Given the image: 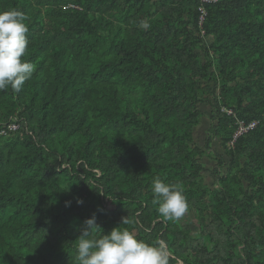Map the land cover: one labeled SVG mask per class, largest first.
Listing matches in <instances>:
<instances>
[{"label": "trees", "instance_id": "obj_1", "mask_svg": "<svg viewBox=\"0 0 264 264\" xmlns=\"http://www.w3.org/2000/svg\"><path fill=\"white\" fill-rule=\"evenodd\" d=\"M201 5L0 0L24 14L36 66L0 90V264H76L93 215L102 235L127 217L168 264H264V0L207 4L203 27ZM240 123L258 126L234 141ZM156 177L183 187L197 232L159 215Z\"/></svg>", "mask_w": 264, "mask_h": 264}, {"label": "clouds", "instance_id": "obj_2", "mask_svg": "<svg viewBox=\"0 0 264 264\" xmlns=\"http://www.w3.org/2000/svg\"><path fill=\"white\" fill-rule=\"evenodd\" d=\"M24 21V14L17 9L0 11V90L19 92L36 70L33 63L22 59L29 44ZM140 26L149 27L146 21ZM152 192V203L163 219L177 221L187 213V198L179 183H166L156 177ZM129 223L127 217H122L118 226L102 235L95 215L87 219L75 239L76 264H168L169 253L162 242L150 244L138 239L134 231L121 227Z\"/></svg>", "mask_w": 264, "mask_h": 264}, {"label": "rangeland", "instance_id": "obj_3", "mask_svg": "<svg viewBox=\"0 0 264 264\" xmlns=\"http://www.w3.org/2000/svg\"><path fill=\"white\" fill-rule=\"evenodd\" d=\"M203 108V112L205 113V120H203L202 126L196 131L195 134V140L197 141L198 145L201 147H204L207 143L208 139V131L210 130L212 121V113H211V108L209 106H201ZM213 152L214 153H220L223 154L222 149L218 143H214L213 145ZM204 162L207 164V166L214 168L215 165L217 164L215 161L210 160L208 158H205ZM204 174L207 175V179L210 183H213L215 180V176L212 175L211 171H204ZM183 220L186 222L190 223L194 229L195 232L198 231V226H197V221L194 213L192 214H185L182 217Z\"/></svg>", "mask_w": 264, "mask_h": 264}, {"label": "built area", "instance_id": "obj_4", "mask_svg": "<svg viewBox=\"0 0 264 264\" xmlns=\"http://www.w3.org/2000/svg\"><path fill=\"white\" fill-rule=\"evenodd\" d=\"M218 2V0H201L202 5L200 6V12H201V17H200V25L201 27H203V23L205 21V18L208 14V10L206 8L207 4L210 3H216ZM223 112H225L227 115L232 116L233 112L224 109ZM258 124H253L250 126H246L244 123H240L239 124V131H237L236 135L234 136V141L238 138H241L245 135H247L248 133H250L251 131H254L257 128ZM8 130L9 131H13V132H17L20 130V126L18 125H9L8 126ZM234 143V142H233ZM233 143L231 145H233Z\"/></svg>", "mask_w": 264, "mask_h": 264}]
</instances>
